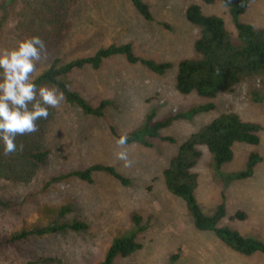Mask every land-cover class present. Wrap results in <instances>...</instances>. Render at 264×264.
I'll list each match as a JSON object with an SVG mask.
<instances>
[{
  "label": "rangeland",
  "instance_id": "rangeland-1",
  "mask_svg": "<svg viewBox=\"0 0 264 264\" xmlns=\"http://www.w3.org/2000/svg\"><path fill=\"white\" fill-rule=\"evenodd\" d=\"M144 1L150 7L151 21H145L130 0H79L68 17L69 27L58 49L36 63L32 75L51 58L67 61L91 55L110 44L130 42L137 56L171 66L157 75L139 63L130 64L123 56H115L97 70L86 66L71 72L72 89L90 104L107 99L112 106L106 107L100 118L85 116L64 101L56 108H48V118L41 121L42 144L49 151L47 160L25 180L0 181V197H12L20 205L11 212L0 211V230L13 229L23 219L40 217L37 209L42 206H67L70 211L65 218L85 222L87 230L48 235L6 247L0 250V264H100L112 242L131 231L136 232L141 248L128 256L115 257L111 264H264V255L238 254L212 232L197 230L185 200L171 194L163 178L180 145L220 114L234 112L243 120L260 124L259 144L235 143L232 160L220 169H215L207 149L199 147L202 155L193 171L198 182L194 197L201 210L209 215L223 204L226 215L219 226L264 242V100L254 102L250 98L252 89H260L259 79H244L233 90L215 98L181 94L175 87L179 62L198 57L193 48L198 29L187 21L185 10L198 4L204 14L221 17L226 29L235 33L227 8L231 0L212 4L201 0ZM20 6L21 0H14L0 33V50L13 49L23 40L15 32L14 13ZM240 20L263 28L264 0H251ZM207 103H213L215 108L191 120L174 121L160 132L161 137H171L173 142L155 139L152 147L127 144L130 167H124L123 161L116 158L120 149L110 127L127 135L143 125L152 109L160 119ZM251 153L261 157L253 176L228 180L229 174L245 169ZM94 164L113 167L127 183L122 184L105 172H95L92 183L71 176L42 190L48 179ZM237 212L243 213V218H237ZM133 215L140 218L138 226L132 221Z\"/></svg>",
  "mask_w": 264,
  "mask_h": 264
},
{
  "label": "trees",
  "instance_id": "trees-1",
  "mask_svg": "<svg viewBox=\"0 0 264 264\" xmlns=\"http://www.w3.org/2000/svg\"><path fill=\"white\" fill-rule=\"evenodd\" d=\"M212 4L220 0H201ZM79 0H21V6L14 13L15 32L23 40L39 36L45 42L46 52L41 57L50 56L58 49L63 33L69 27L68 17L75 11ZM251 0H231L227 3L230 20L235 28L231 33L225 27L224 21L217 15L204 14L198 4H191L185 10L187 21L198 29V37L193 43L198 57L183 59L178 64L175 87L181 94H196L201 97L215 98L219 93L228 92L247 78L260 81V89H252L250 98L254 102L264 100V27L255 28L240 20L246 12ZM135 11L145 20L153 19L149 5L144 0H130ZM14 0H0V33L9 18ZM166 29L170 27L161 23ZM115 56H123L130 64L139 63L157 75L164 74L171 66L168 62H157L153 59L139 57L135 54L130 42L110 44L98 48L93 54L83 57L63 60L61 57L51 58L49 63L34 75L38 87H52L64 93V102L78 108L85 116L100 118L104 110L112 106L105 99L97 105L90 104L78 91L72 89L69 75L75 69L90 67L99 69L105 60ZM215 105L207 103L192 107L184 112H174L163 118H156V110H151L145 117L143 125L130 132L127 144L137 143L144 147H152V141L160 139L173 142L171 137H161L160 132L179 119L191 120L195 115L213 110ZM42 119L37 121L38 131L31 134L18 135L17 145H23L22 151L4 155L0 151V181L16 183L29 178L36 166L43 165L49 151L42 144ZM260 124L243 120L234 112L222 113L199 131L190 135L183 142L176 155L170 160L169 166L163 172L167 190L185 200L187 210L192 217L194 227L199 231L212 232L214 236L241 255L260 253L264 255V242L253 237L242 236L235 230L219 226L225 217L223 204L216 206L211 214H205L194 197L198 186L194 166L201 158L199 147H205L211 155L215 169L228 163L233 158V145L244 143L256 146L259 144ZM111 133L117 139L120 134L110 127ZM261 161L256 153L249 154L245 169L233 172L228 180H245L253 176L255 165ZM95 172H105L122 184L127 180L113 167L100 164L90 165L82 170L68 172L52 177L44 182L42 190H47L53 183L64 178L75 176L87 183L93 182ZM16 199L0 197V211L11 212L19 208ZM40 217H33L10 230H0V250L6 247L28 243L32 239L60 234L64 232H83L87 230L85 222L73 218H65L70 210L66 206L58 208L39 207ZM36 214V213H35ZM37 216V214H36ZM237 218H243V213L237 212ZM140 218L132 216V221L138 226ZM141 244L137 241L136 232L115 239L110 245L104 260L100 264H111L117 256H128L139 250ZM32 264H44L32 263Z\"/></svg>",
  "mask_w": 264,
  "mask_h": 264
},
{
  "label": "clouds",
  "instance_id": "clouds-1",
  "mask_svg": "<svg viewBox=\"0 0 264 264\" xmlns=\"http://www.w3.org/2000/svg\"><path fill=\"white\" fill-rule=\"evenodd\" d=\"M46 52L45 42L39 36L19 41L15 48L0 50V151L9 155L23 150L17 145L18 135L38 131L37 121L46 120L49 107L56 108L64 101V93L56 88L38 87L33 79L36 63ZM127 136H119L115 153L124 167H130L125 148Z\"/></svg>",
  "mask_w": 264,
  "mask_h": 264
}]
</instances>
